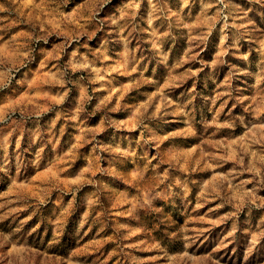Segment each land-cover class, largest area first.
Masks as SVG:
<instances>
[{
	"label": "rangeland",
	"instance_id": "obj_1",
	"mask_svg": "<svg viewBox=\"0 0 264 264\" xmlns=\"http://www.w3.org/2000/svg\"><path fill=\"white\" fill-rule=\"evenodd\" d=\"M0 264H264V0H0Z\"/></svg>",
	"mask_w": 264,
	"mask_h": 264
}]
</instances>
